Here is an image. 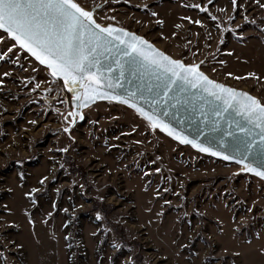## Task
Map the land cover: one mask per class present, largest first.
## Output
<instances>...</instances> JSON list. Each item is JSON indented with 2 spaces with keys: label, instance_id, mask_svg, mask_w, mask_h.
Masks as SVG:
<instances>
[{
  "label": "rangeland",
  "instance_id": "374dc122",
  "mask_svg": "<svg viewBox=\"0 0 264 264\" xmlns=\"http://www.w3.org/2000/svg\"><path fill=\"white\" fill-rule=\"evenodd\" d=\"M77 2L264 102V0ZM76 95L0 29V264H264V178Z\"/></svg>",
  "mask_w": 264,
  "mask_h": 264
},
{
  "label": "snow or ice",
  "instance_id": "6c2138e0",
  "mask_svg": "<svg viewBox=\"0 0 264 264\" xmlns=\"http://www.w3.org/2000/svg\"><path fill=\"white\" fill-rule=\"evenodd\" d=\"M0 29L7 32L21 48H26L42 65L51 69L52 76H62L69 91L77 94L75 101L78 107H87L89 102L101 97L116 99L136 109L150 122L151 127L161 128L170 136L174 135V131L167 124L154 119L132 100L137 92L130 93L128 97L100 92V85L106 79L104 73H111L116 67L121 77L125 72L136 76L142 82V86L138 87L139 98L145 99L146 90L149 96L156 98L154 102L158 104H168L175 99L170 93L178 88L186 90L187 86H191L202 90L221 102L214 109L217 115H220L221 107L224 111L230 109L252 126L246 128L237 124L245 137L236 149L245 158L247 155L258 157L261 169H264V102L248 92L210 80L197 66L173 60L134 33L123 28L102 27L93 19V13L77 0H0ZM104 87L111 89L114 85L109 82ZM70 115L83 119L79 112ZM253 128L259 131L254 133ZM175 138L200 151H210L180 135ZM212 154L221 155L218 152ZM233 158L224 156L226 160ZM261 169L245 166V170L264 178V170Z\"/></svg>",
  "mask_w": 264,
  "mask_h": 264
},
{
  "label": "water",
  "instance_id": "95a60500",
  "mask_svg": "<svg viewBox=\"0 0 264 264\" xmlns=\"http://www.w3.org/2000/svg\"><path fill=\"white\" fill-rule=\"evenodd\" d=\"M104 75L106 79L100 85V92H109L113 96L120 97H128L130 93L137 92V96L132 98V100L139 107L153 115L154 119L167 124L174 131V135L193 140L197 144L210 149V151H207L209 154L213 152L221 153V155L215 156L223 159L224 156H232L234 158L228 159L229 161L261 169L258 157L247 155L245 158L236 149L240 140L245 137V133L237 128V124H242L246 128L252 126L246 124L240 115L230 109L224 111L223 107H221L220 115H217L214 109L221 102L215 101L207 93H203L202 90L191 86H187L186 90L178 88L174 93H170L175 99L168 104H158L154 102L156 98L149 96L146 90L144 91L145 99L139 98L138 87L142 86V82L136 76L125 72L124 76L121 77L120 71L116 67H113L111 73L106 71ZM109 82L114 85L111 89L104 87ZM153 82H155L154 78ZM173 87L176 86L174 85ZM76 110L79 113L81 112V107H78L77 103ZM258 131V128H253L254 133ZM229 132L232 135H228ZM257 143H259L258 137ZM241 160L243 162H240Z\"/></svg>",
  "mask_w": 264,
  "mask_h": 264
},
{
  "label": "bare ground",
  "instance_id": "6f19581e",
  "mask_svg": "<svg viewBox=\"0 0 264 264\" xmlns=\"http://www.w3.org/2000/svg\"><path fill=\"white\" fill-rule=\"evenodd\" d=\"M172 136L175 138L176 135H172ZM189 145H191V144H189ZM191 146H192V145H191ZM196 149L200 150L199 148H196ZM243 165H244V164H243ZM244 166H245V165H244Z\"/></svg>",
  "mask_w": 264,
  "mask_h": 264
}]
</instances>
